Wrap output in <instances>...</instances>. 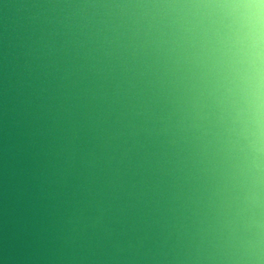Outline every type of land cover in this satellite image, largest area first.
<instances>
[{"label":"water","instance_id":"1","mask_svg":"<svg viewBox=\"0 0 264 264\" xmlns=\"http://www.w3.org/2000/svg\"><path fill=\"white\" fill-rule=\"evenodd\" d=\"M0 264H264V0H0Z\"/></svg>","mask_w":264,"mask_h":264}]
</instances>
